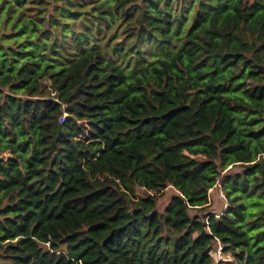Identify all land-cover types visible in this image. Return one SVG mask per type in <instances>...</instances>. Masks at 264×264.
I'll return each instance as SVG.
<instances>
[{
	"label": "trees",
	"instance_id": "obj_1",
	"mask_svg": "<svg viewBox=\"0 0 264 264\" xmlns=\"http://www.w3.org/2000/svg\"><path fill=\"white\" fill-rule=\"evenodd\" d=\"M0 264H264V0H0Z\"/></svg>",
	"mask_w": 264,
	"mask_h": 264
},
{
	"label": "rangeland",
	"instance_id": "obj_2",
	"mask_svg": "<svg viewBox=\"0 0 264 264\" xmlns=\"http://www.w3.org/2000/svg\"><path fill=\"white\" fill-rule=\"evenodd\" d=\"M234 170L235 169H233V171ZM138 192L141 193V191H138ZM173 194H174V191L170 187H168L165 190L164 194L162 195V198L159 200V203H158L159 212H161L168 205L169 200L171 196H173ZM223 204H224L223 195L221 194L218 188H215L209 191V206L207 207L206 211L203 213V212H198L196 210H192L190 214L198 215L200 217L205 215L206 213L219 214L222 209ZM211 255L216 262H218L219 260H226L229 258L228 256H224L221 254L219 244H216L214 246L211 252Z\"/></svg>",
	"mask_w": 264,
	"mask_h": 264
},
{
	"label": "built area",
	"instance_id": "obj_3",
	"mask_svg": "<svg viewBox=\"0 0 264 264\" xmlns=\"http://www.w3.org/2000/svg\"><path fill=\"white\" fill-rule=\"evenodd\" d=\"M63 117H65V115H64ZM63 119H64V118L61 119V122H63Z\"/></svg>",
	"mask_w": 264,
	"mask_h": 264
}]
</instances>
